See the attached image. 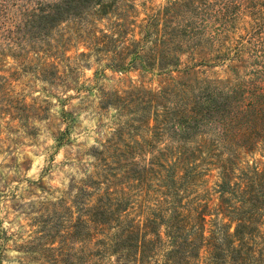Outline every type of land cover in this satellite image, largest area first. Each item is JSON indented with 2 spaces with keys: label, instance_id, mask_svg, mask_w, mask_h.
<instances>
[{
  "label": "trees",
  "instance_id": "obj_1",
  "mask_svg": "<svg viewBox=\"0 0 264 264\" xmlns=\"http://www.w3.org/2000/svg\"><path fill=\"white\" fill-rule=\"evenodd\" d=\"M135 18L132 0H0V59L34 65L36 75L79 40L120 47L106 65L114 71L127 70V55L143 69L176 68L186 52L214 75L163 92L162 113L145 125L150 141L141 136L150 158L112 157L101 181L76 183L87 264H264V0H179ZM71 22L76 37L64 34ZM25 111L0 77V114Z\"/></svg>",
  "mask_w": 264,
  "mask_h": 264
},
{
  "label": "rangeland",
  "instance_id": "obj_2",
  "mask_svg": "<svg viewBox=\"0 0 264 264\" xmlns=\"http://www.w3.org/2000/svg\"><path fill=\"white\" fill-rule=\"evenodd\" d=\"M175 1L132 0L136 23ZM104 25L96 22L93 34ZM63 28L76 37V23ZM114 50L120 47L98 51L79 40L60 60L49 59L48 75L9 54L0 59V77L26 105L24 119L0 114V264H87L85 235L80 242L75 229L76 183L89 176L101 181L112 157L150 158L154 146L141 136L150 141L145 125L162 113L163 92L179 95L193 80L214 77L211 69L193 67L186 52L176 56V68L143 69L127 55V70L114 71L106 66ZM207 180L211 186L215 171Z\"/></svg>",
  "mask_w": 264,
  "mask_h": 264
}]
</instances>
